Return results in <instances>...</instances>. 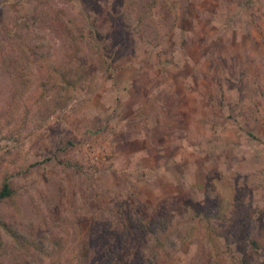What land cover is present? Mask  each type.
Here are the masks:
<instances>
[{
	"label": "rangeland",
	"instance_id": "rangeland-1",
	"mask_svg": "<svg viewBox=\"0 0 264 264\" xmlns=\"http://www.w3.org/2000/svg\"><path fill=\"white\" fill-rule=\"evenodd\" d=\"M146 1L0 0V264H264V0Z\"/></svg>",
	"mask_w": 264,
	"mask_h": 264
},
{
	"label": "trees",
	"instance_id": "trees-1",
	"mask_svg": "<svg viewBox=\"0 0 264 264\" xmlns=\"http://www.w3.org/2000/svg\"><path fill=\"white\" fill-rule=\"evenodd\" d=\"M146 2H147V6L150 8L154 5L156 0H147ZM91 24H92V27L94 26V28H92V30H95V24H93V23H91ZM14 32L16 33V31H14ZM75 78L76 77L71 75V76L67 77V79H65V80L68 84H72L74 82ZM12 192H13V189H12V186L9 183V181H7L6 179L2 180L1 185H0V199L11 195ZM140 212L143 213V211H140ZM128 221L131 224L130 226H132V228L130 229L131 231H132V229H133V231H136L139 228L142 231L148 232V234L155 235V238H154L155 240L153 242V246H155V248L158 249L165 244V241L162 239L161 234L165 233L168 230L170 220H169L167 214H162L160 217L158 215H154L149 220H146L145 216L143 214L140 217V215L138 213V217H135V218H133L131 215H128ZM2 224L5 225V223H2ZM7 230L17 240H19V238H20L22 240V242H25L24 239L25 238H26V240L28 239L27 237H25L23 235L22 232L12 230L11 227H7ZM156 258H157L156 253H153L152 256H147V257L145 256L143 258V259H145V261L142 262V264H153V262L156 260Z\"/></svg>",
	"mask_w": 264,
	"mask_h": 264
}]
</instances>
